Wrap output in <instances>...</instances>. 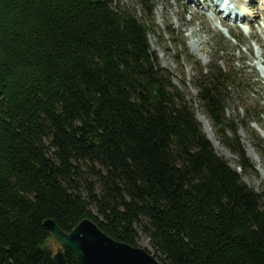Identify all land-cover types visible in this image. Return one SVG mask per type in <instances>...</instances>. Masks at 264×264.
<instances>
[{
	"label": "trees",
	"instance_id": "obj_1",
	"mask_svg": "<svg viewBox=\"0 0 264 264\" xmlns=\"http://www.w3.org/2000/svg\"><path fill=\"white\" fill-rule=\"evenodd\" d=\"M136 3L141 17L120 0H0V264H55L43 221L84 218L133 246L142 234L162 264H264V181L243 180L254 165L226 114L228 88L249 84L198 66L234 168L151 49L153 3Z\"/></svg>",
	"mask_w": 264,
	"mask_h": 264
},
{
	"label": "rangeland",
	"instance_id": "obj_2",
	"mask_svg": "<svg viewBox=\"0 0 264 264\" xmlns=\"http://www.w3.org/2000/svg\"><path fill=\"white\" fill-rule=\"evenodd\" d=\"M120 2L134 7L138 16H143L136 0H120ZM151 2L154 5L153 14L151 20L146 22L151 29L148 34L151 49L156 52L159 63L171 73L172 82L185 92L197 118L198 114H201L210 122L197 98L195 80L199 65L206 67L215 64L228 68L230 72L237 71L244 74L249 84L248 88L246 90H236L233 86L228 88L230 99L226 105V114L236 118L240 140L243 147L245 146L244 149L246 145L247 148L249 147L251 156L247 149L245 152L254 165V171L242 174V178L249 186L262 191L264 156L259 153L255 143L258 138L264 139V0H256L255 3L257 8L261 9V13L251 10L248 19L237 20L232 19L233 12L229 18L224 19H221L223 15L221 12L216 15L215 3L217 5L220 1L151 0ZM237 13L235 11V16ZM232 35L235 38H232ZM215 59L220 60L215 62ZM258 98H262L260 106L255 104ZM245 99L247 104L252 105L247 113L242 108ZM257 110L263 113L256 115ZM253 119L255 122L250 123ZM201 123L205 130L204 123ZM210 125L212 126L211 122ZM212 134H215L220 145L216 143L219 151L216 150L217 153L223 155L232 167L237 168L236 155L229 152L218 140L214 128ZM147 241L148 239L140 234V245L150 250ZM51 247L54 252L52 244Z\"/></svg>",
	"mask_w": 264,
	"mask_h": 264
},
{
	"label": "water",
	"instance_id": "obj_3",
	"mask_svg": "<svg viewBox=\"0 0 264 264\" xmlns=\"http://www.w3.org/2000/svg\"><path fill=\"white\" fill-rule=\"evenodd\" d=\"M156 95H159L158 89ZM43 225L51 236L55 264H68L64 248L71 250L80 264H162L148 247L116 240L90 218L80 220L69 232L63 231L52 219H45Z\"/></svg>",
	"mask_w": 264,
	"mask_h": 264
},
{
	"label": "bare ground",
	"instance_id": "obj_4",
	"mask_svg": "<svg viewBox=\"0 0 264 264\" xmlns=\"http://www.w3.org/2000/svg\"><path fill=\"white\" fill-rule=\"evenodd\" d=\"M216 2H219V1H222V0H215ZM230 3H233L234 5H235V9H236V11L238 12V18L240 19V18H243V19H248L249 17H250V13H252L251 12V10H253V11H256V12H258V14L259 13H261V9L259 10L258 8H257V4H255L256 3V0H230ZM215 6L216 7H218V4L216 5V3H215ZM226 9H229L230 8V6L227 4L226 6ZM216 9V8H215ZM223 14V13H222ZM256 14V13H255ZM230 17V15L228 16V18ZM222 23V22H221ZM222 25H223V23H222ZM252 25V24H251ZM236 26V25H235ZM264 51V50H263ZM263 53V52H262ZM264 63V62H263ZM198 118H199V121H201V122H203L204 124V126H205V132H206V134H207V136L209 137V139L212 141V143H213V145H214V147L216 148V150L218 149V147H217V145H216V143L219 145V142L217 141V139L215 138V134L213 135L212 134V132H213V128H212V126L210 125V122L207 120V119H205L201 114H198ZM208 125H209V127H210V129H209V127H208ZM245 141V140H244ZM220 146V145H219ZM249 148V147H248ZM247 148V145H246V149H247V151H248V154L251 156V154L249 153V149ZM222 149V148H221ZM218 151V150H217ZM219 152V151H218ZM223 154H225V156H227V154L226 153H224V152H222ZM254 154V153H253ZM254 159L257 161V159H256V157H254ZM257 162H259V161H257ZM259 164V163H258ZM257 164V165H258Z\"/></svg>",
	"mask_w": 264,
	"mask_h": 264
}]
</instances>
